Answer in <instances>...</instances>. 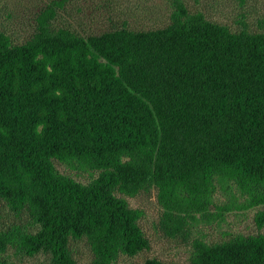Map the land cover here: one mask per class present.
Returning <instances> with one entry per match:
<instances>
[{"label":"trees","instance_id":"16d2710c","mask_svg":"<svg viewBox=\"0 0 264 264\" xmlns=\"http://www.w3.org/2000/svg\"><path fill=\"white\" fill-rule=\"evenodd\" d=\"M171 5L169 24L149 30L84 38L53 28L51 6L23 43L0 31V201L28 220L1 227L0 210V264L9 251L73 264L69 241L82 238L90 264L148 250L144 213L124 197L152 187L167 238L232 210L254 209L264 230V29L231 32ZM54 160L95 177L80 183ZM231 187L238 197L214 203ZM189 261L264 264V232L195 237Z\"/></svg>","mask_w":264,"mask_h":264},{"label":"rangeland","instance_id":"374dc122","mask_svg":"<svg viewBox=\"0 0 264 264\" xmlns=\"http://www.w3.org/2000/svg\"><path fill=\"white\" fill-rule=\"evenodd\" d=\"M172 0H0V31L8 34L14 44L28 40L35 26V17L47 7L55 10L51 21L53 28L68 29L87 38L114 29L125 27L130 30H149L162 28L169 24L172 11ZM191 13L199 12L213 23L224 25L231 32L246 31L262 32L264 25V0H181ZM61 4V6H59ZM58 172L86 184L92 177L87 172L71 170L58 161H53ZM157 191L150 188L147 192L140 191L132 197H124L133 209H140L144 215L139 224L148 238L150 248L134 257L119 256L114 264H140L146 259L156 258L171 264H189L191 242L195 237L216 243L228 240L236 234L254 235L257 231L253 222L254 209L232 210L223 213V221L213 220L211 223H194L190 226L188 239L167 238L158 228L161 207L157 202ZM238 197L234 187L228 191L219 188L214 194V203L226 202L230 196ZM2 213L1 227L11 223L28 222L26 217H14L0 201ZM210 214L221 212L212 206ZM188 232V233H189ZM69 249L73 264H90L91 253L86 241L70 240ZM10 264H50L48 255L39 253L33 257H20L8 252Z\"/></svg>","mask_w":264,"mask_h":264}]
</instances>
